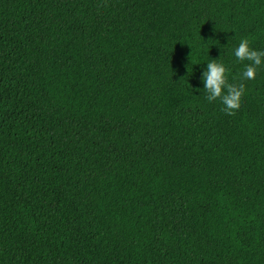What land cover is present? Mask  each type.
<instances>
[{
    "label": "trees",
    "instance_id": "1",
    "mask_svg": "<svg viewBox=\"0 0 264 264\" xmlns=\"http://www.w3.org/2000/svg\"><path fill=\"white\" fill-rule=\"evenodd\" d=\"M241 39L264 51V0H0V264H264ZM208 58L244 85L231 115Z\"/></svg>",
    "mask_w": 264,
    "mask_h": 264
},
{
    "label": "clouds",
    "instance_id": "2",
    "mask_svg": "<svg viewBox=\"0 0 264 264\" xmlns=\"http://www.w3.org/2000/svg\"><path fill=\"white\" fill-rule=\"evenodd\" d=\"M201 38V37H200ZM232 55L237 61H249L244 65L240 73V79H253L256 69L264 63V51L253 50L249 47L247 39H241L238 45L232 50ZM205 64L200 76L202 90L207 93V100L219 99L223 105V111L231 115L239 108L240 98L244 94V85L228 84L226 82V69L218 59H209Z\"/></svg>",
    "mask_w": 264,
    "mask_h": 264
}]
</instances>
